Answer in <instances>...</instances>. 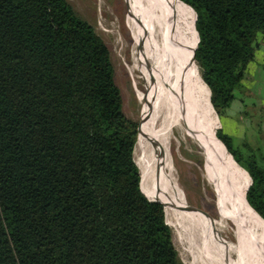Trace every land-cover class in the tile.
Here are the masks:
<instances>
[{"label":"trees","instance_id":"16d2710c","mask_svg":"<svg viewBox=\"0 0 264 264\" xmlns=\"http://www.w3.org/2000/svg\"><path fill=\"white\" fill-rule=\"evenodd\" d=\"M184 1L197 19L172 1L178 53L196 60L210 136L237 173L264 263V155L243 141L241 159L221 128L219 140L211 109L220 115L244 91L264 0ZM137 126L106 42L68 0H0V264H187L134 160Z\"/></svg>","mask_w":264,"mask_h":264},{"label":"rangeland","instance_id":"374dc122","mask_svg":"<svg viewBox=\"0 0 264 264\" xmlns=\"http://www.w3.org/2000/svg\"><path fill=\"white\" fill-rule=\"evenodd\" d=\"M68 2L82 18L92 23L106 42L115 79L121 91L124 113L140 125L143 109L139 98L141 93L134 87L129 72L134 56L127 21L128 0L124 2L68 0ZM172 5L176 21V7L173 3ZM174 67L178 75L176 92L172 100V110L176 119L171 132V144L165 148L168 158L174 165L173 173L184 192L187 201L185 206L190 204L200 208L201 211L197 209L193 211L186 206L209 230L216 248L229 257L233 264H264L257 248L254 249L253 246L255 224L236 194L237 173L228 154L210 136L212 121L197 67L180 52L169 73ZM242 83L244 91H236L235 99L225 112L217 116L210 105L215 131L221 128V131L230 137L232 148L240 152L239 157L244 159L247 151L241 145L243 141L258 147L264 155V73L258 75L246 69ZM138 87L142 88L141 82L138 83ZM185 99L189 104L187 106L184 105ZM199 146L203 147V151ZM133 156L140 171L142 154L136 145ZM165 220L171 227L173 245L180 258L187 264L192 263V255L188 250L192 253H196L197 250L193 245L189 243L186 245L180 240V233L171 224L169 215H165Z\"/></svg>","mask_w":264,"mask_h":264},{"label":"bare ground","instance_id":"6f19581e","mask_svg":"<svg viewBox=\"0 0 264 264\" xmlns=\"http://www.w3.org/2000/svg\"><path fill=\"white\" fill-rule=\"evenodd\" d=\"M171 2L128 0L127 21L134 56L129 72L134 87L141 93L139 98L143 106L135 142L139 140L136 148L142 154L139 161L140 175L150 190L159 193L162 199L159 201L164 203L171 224L180 233V240L197 250L192 253L187 249L192 255L190 264H233L229 257L216 248L209 230L186 208L188 204L185 206L184 192L173 173L174 165L165 148L171 144V132L176 119L172 100L178 82L175 67L169 71L175 64L180 47L179 15L172 2L177 12L175 21ZM138 80L142 88L138 87Z\"/></svg>","mask_w":264,"mask_h":264},{"label":"crops","instance_id":"0c3cea01","mask_svg":"<svg viewBox=\"0 0 264 264\" xmlns=\"http://www.w3.org/2000/svg\"><path fill=\"white\" fill-rule=\"evenodd\" d=\"M256 58L255 60L248 63L247 71H253L255 74L263 75L264 73V38L259 37L257 40V49H256ZM263 65H261V64ZM249 75V74H248Z\"/></svg>","mask_w":264,"mask_h":264},{"label":"water","instance_id":"95a60500","mask_svg":"<svg viewBox=\"0 0 264 264\" xmlns=\"http://www.w3.org/2000/svg\"><path fill=\"white\" fill-rule=\"evenodd\" d=\"M183 4H186L193 12H194V14H195V16H196V19H197V14H196V12H195V10L190 6V4H188L187 2H185L184 0H180ZM123 2H124V0H123ZM196 35H197V40H199V38H198V31H197V29H196ZM195 64H196V60H195ZM211 104V103H210ZM137 130H138V126H137ZM215 134H216V136L218 137V139L220 140V138H219V136L217 135V133H216V131H215ZM222 142V141H221ZM224 145V144H223ZM225 146V145H224ZM201 149H202V151H203V147L202 146H199ZM225 148H226V151L231 155V157L235 160V161H238L237 160V156H236V154H234L232 151H230L226 146H225ZM240 164V163H239ZM241 165V164H240ZM241 167L242 168H244V166H242L241 165ZM245 169V168H244ZM246 170V169H245ZM247 172V171H246ZM248 173V172H247ZM250 180H251V177H250ZM251 182V181H250ZM141 189V188H140ZM142 191V190H141ZM150 200H154V201H158V200H155V199H150ZM158 202H160V201H158ZM161 203V202H160ZM248 205H249V207L253 210V211H255L256 212V210H254V208H252V206L250 205V203L248 202ZM188 208L189 209H197V210H200V208H198V207H196V206H193V205H190V204H188ZM201 211V210H200ZM203 212V211H202ZM257 213V212H256ZM259 215V214H258ZM260 216V215H259ZM262 218V217H261ZM262 220H263V218H262ZM264 221V220H263Z\"/></svg>","mask_w":264,"mask_h":264}]
</instances>
